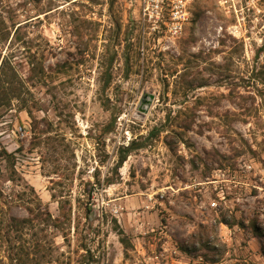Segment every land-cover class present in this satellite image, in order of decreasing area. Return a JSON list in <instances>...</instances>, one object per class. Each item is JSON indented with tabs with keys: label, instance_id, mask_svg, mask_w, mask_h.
I'll list each match as a JSON object with an SVG mask.
<instances>
[{
	"label": "rangeland",
	"instance_id": "rangeland-1",
	"mask_svg": "<svg viewBox=\"0 0 264 264\" xmlns=\"http://www.w3.org/2000/svg\"><path fill=\"white\" fill-rule=\"evenodd\" d=\"M257 8L195 0L183 33L158 39L141 37L138 0H0V60L19 88L0 105V146L15 156L13 181L0 160V211L26 216L38 196L59 216L16 245L39 238V264H264ZM133 139L145 145L117 166ZM211 179L231 185L217 207ZM4 249L0 264H20Z\"/></svg>",
	"mask_w": 264,
	"mask_h": 264
},
{
	"label": "trees",
	"instance_id": "trees-1",
	"mask_svg": "<svg viewBox=\"0 0 264 264\" xmlns=\"http://www.w3.org/2000/svg\"><path fill=\"white\" fill-rule=\"evenodd\" d=\"M5 64H9L5 59L0 60V105H9L12 98H18L19 88L16 85L17 75L14 70L6 69ZM168 117V115L166 116ZM113 127L110 126L106 130L109 131ZM153 133V132H151ZM144 142H139L138 140H131L127 145L120 147V155L117 161V166H120L122 162L126 159L127 154L129 151L137 149L139 147H142ZM0 160H3L5 162V168L8 171V179L14 180V161L15 156L13 152L8 151L3 146H0ZM113 181L109 178L105 180V184H110ZM31 191L34 192L33 187H30ZM3 197V194L0 193V198ZM10 197V196H9ZM51 197L55 198L56 195L54 193H51ZM11 198V197H10ZM34 202L25 204V209L27 211L26 216H16L13 214H3L2 211H0V248L1 246H4V250L7 253V258L10 260V262L14 261L15 263L25 264L26 259H29L31 261V264H39L40 259L44 258L46 256V253H44V245L40 241L39 238H35L34 241L31 243L30 251L23 248V245L17 244L16 245V239L18 237H21L23 234V230L27 227H34L35 224L38 223H44L48 224L49 221H53L56 223L59 220V216L52 217L47 204L42 203L40 198L36 196L34 198ZM59 205V212L60 216L63 219H70L69 213L65 210V205L62 201L57 200ZM234 218L227 222L228 224L232 225L236 222H234ZM53 223V224H54ZM255 231L258 232V229L256 226ZM121 242L126 244L127 241L125 238H120ZM38 255V256H36Z\"/></svg>",
	"mask_w": 264,
	"mask_h": 264
},
{
	"label": "built area",
	"instance_id": "built-area-1",
	"mask_svg": "<svg viewBox=\"0 0 264 264\" xmlns=\"http://www.w3.org/2000/svg\"><path fill=\"white\" fill-rule=\"evenodd\" d=\"M195 0H138V21L140 25V35L144 38L146 35L156 36L158 39L162 36L167 38L179 37L185 28V25L190 21L192 17V4ZM219 3L233 11L255 9L257 8L258 0H218ZM239 172L244 175L246 172L254 169L253 164L244 163ZM218 174H224L221 168L217 169ZM257 172L262 174L264 168L262 166L257 167ZM237 171L234 170L230 174L231 180L234 182V178L237 177ZM218 180L211 179L208 183H215ZM230 187L213 184L212 193L214 196L211 198L210 205L217 207L219 203H225L230 199ZM147 206V205H146Z\"/></svg>",
	"mask_w": 264,
	"mask_h": 264
}]
</instances>
